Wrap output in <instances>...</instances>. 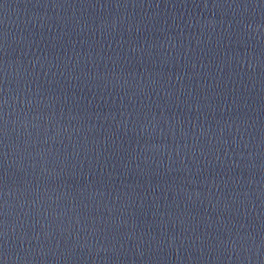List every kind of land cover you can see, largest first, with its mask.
I'll list each match as a JSON object with an SVG mask.
<instances>
[{
    "label": "water",
    "instance_id": "water-1",
    "mask_svg": "<svg viewBox=\"0 0 264 264\" xmlns=\"http://www.w3.org/2000/svg\"><path fill=\"white\" fill-rule=\"evenodd\" d=\"M0 264H264V84L0 49Z\"/></svg>",
    "mask_w": 264,
    "mask_h": 264
}]
</instances>
